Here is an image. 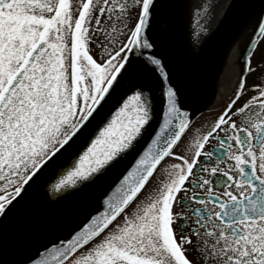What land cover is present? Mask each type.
I'll list each match as a JSON object with an SVG mask.
<instances>
[{
    "label": "snow or ice",
    "instance_id": "snow-or-ice-1",
    "mask_svg": "<svg viewBox=\"0 0 264 264\" xmlns=\"http://www.w3.org/2000/svg\"><path fill=\"white\" fill-rule=\"evenodd\" d=\"M219 7L0 0V264H264V0L198 121Z\"/></svg>",
    "mask_w": 264,
    "mask_h": 264
},
{
    "label": "water",
    "instance_id": "water-1",
    "mask_svg": "<svg viewBox=\"0 0 264 264\" xmlns=\"http://www.w3.org/2000/svg\"><path fill=\"white\" fill-rule=\"evenodd\" d=\"M227 4L216 26L210 32L199 57L192 60L191 54L188 53V51L185 53L184 50L185 57L190 61L187 65V69L195 75L199 85L196 107H198L200 111L196 113V119L209 107L219 71L232 42L241 31L242 26L238 19H236L235 12L230 15L226 22L221 23V18L227 10ZM184 22L183 15L180 20L182 35L185 30Z\"/></svg>",
    "mask_w": 264,
    "mask_h": 264
},
{
    "label": "bare ground",
    "instance_id": "bare-ground-1",
    "mask_svg": "<svg viewBox=\"0 0 264 264\" xmlns=\"http://www.w3.org/2000/svg\"><path fill=\"white\" fill-rule=\"evenodd\" d=\"M227 2L228 0H219L220 7L217 9L216 20L210 24L211 30L213 29L214 25L219 19ZM184 20H185L184 25L186 29L187 24H188L187 15H184ZM239 33L235 37L234 40H236V38L239 36ZM238 47H240L239 44H234L232 42L231 47L227 53V56L225 57L222 67L219 71V74L217 76L214 89H213L214 93L212 94V98H211V101L214 104L219 102L230 91V82H234L236 79V76L239 70V65L236 62L237 61L236 49ZM185 53H187V49H185Z\"/></svg>",
    "mask_w": 264,
    "mask_h": 264
},
{
    "label": "flooded vegetation",
    "instance_id": "flooded-vegetation-1",
    "mask_svg": "<svg viewBox=\"0 0 264 264\" xmlns=\"http://www.w3.org/2000/svg\"><path fill=\"white\" fill-rule=\"evenodd\" d=\"M219 102L215 103L213 106H211L201 117H199L198 121H211L212 116L215 115V112L218 108Z\"/></svg>",
    "mask_w": 264,
    "mask_h": 264
}]
</instances>
